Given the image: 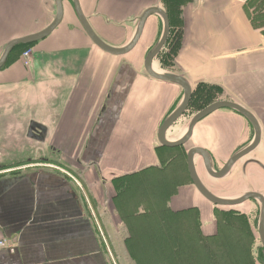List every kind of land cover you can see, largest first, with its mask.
Wrapping results in <instances>:
<instances>
[{
	"label": "crops",
	"instance_id": "1",
	"mask_svg": "<svg viewBox=\"0 0 264 264\" xmlns=\"http://www.w3.org/2000/svg\"><path fill=\"white\" fill-rule=\"evenodd\" d=\"M179 1L176 8L170 0H79L96 35L116 48L132 41L147 9H163L171 26L164 49L173 66L159 72L183 76L192 88L167 139L180 140L193 117L215 102H234L255 116L262 135L230 175L243 173L248 161L264 166L263 0ZM63 8L49 36L11 53L0 69V243L8 245L0 247V264H116L119 253L103 219L113 225L146 218L151 204L135 192L152 183L150 174L165 202L170 193L173 212H198L197 238L215 246L214 205L193 185L187 154L204 149L219 171L253 143L254 127L238 111L220 109L194 127L186 145H160L159 128L184 97L179 85L151 78L142 63L159 41L162 18L147 20L141 51L137 45L114 56L90 39L72 0H63ZM56 15V0H0V57L12 40L44 31ZM28 49L31 67L22 55ZM31 121L47 127L44 142L28 137ZM243 174V188L215 195H264V170L250 163ZM248 202L229 208L247 209Z\"/></svg>",
	"mask_w": 264,
	"mask_h": 264
},
{
	"label": "water",
	"instance_id": "2",
	"mask_svg": "<svg viewBox=\"0 0 264 264\" xmlns=\"http://www.w3.org/2000/svg\"><path fill=\"white\" fill-rule=\"evenodd\" d=\"M72 1L74 4L76 15L81 25L88 34V36L90 37V39L93 41V43L104 52L114 56L126 55L136 48L142 37L146 22L151 16L158 15L162 18L164 23L163 33L159 41L148 53L144 62V69L151 78L179 85L183 89L184 97L180 106L163 122V124L159 128L158 141L160 145L168 148H177L186 145L192 137L194 127L206 116L220 109L227 108V109L236 110L250 121V123L252 124L255 130V138L253 143L248 147H246L245 149L236 153L230 160L227 161V163L224 165L222 169H220L219 171L214 170L212 161L208 153L201 148H192L188 151L187 166L193 185L196 187L199 193L213 205L220 207H236L251 200H256L259 202V204L261 205V213H260L258 231H259L260 241L262 243V246L264 247V195L257 192H249L243 195L242 197H239L238 199H225L216 196L215 194L211 193L201 182L197 174V169L195 164V158L197 156L201 157L204 168L206 169L209 175L217 179L226 177L231 172V170L236 165V163H238L241 159L249 155L260 144L262 134H261L260 125L257 119L255 118V116L250 111H248L247 109H245L244 107H242L237 103L229 102V101L215 102L214 104L206 107L205 109H203L193 117V119L191 120L188 126L187 133L180 140L175 142L169 141L166 137L167 132L187 111L189 103L192 98V88L183 76H177L169 73H160L154 70L153 68L155 59L164 49L170 36L171 26L167 13L160 7H151L147 9L139 19L137 30L132 41L124 48H116L106 44L96 35V33L93 31L92 27L90 26L88 20L86 19L82 11L79 0H72ZM56 5H57V15L54 21L52 22V24L47 29L31 36L14 39L6 46L0 57V69L6 64L10 54L17 46L38 42L49 36L60 25L64 16L63 0H56ZM47 135H48L47 127L35 121H31L28 129V137L32 138V136H34L35 137L34 139L44 142L45 139L47 138ZM250 163H256L264 170V166L262 164L252 160L246 162V164L244 165L243 172L246 170L247 165H249Z\"/></svg>",
	"mask_w": 264,
	"mask_h": 264
},
{
	"label": "rangeland",
	"instance_id": "3",
	"mask_svg": "<svg viewBox=\"0 0 264 264\" xmlns=\"http://www.w3.org/2000/svg\"><path fill=\"white\" fill-rule=\"evenodd\" d=\"M168 1L169 0H166V3H168ZM44 2H47V4L50 3V1H44ZM170 2L172 3L173 6H176V8L181 6L180 5L181 3L179 0H170ZM263 2L264 0L262 1V3ZM162 33H163V30L161 29L158 40L160 39ZM141 48L142 47L140 43L138 47L136 48L137 50H135V52L141 51ZM151 49H149L148 51H144L142 55V58H143L142 63L145 62V59ZM172 60H173V57L171 55V52L165 51L164 49L163 52L159 54V56L155 59L153 68L157 72L159 71L168 72L170 67L173 66L171 62ZM213 168L215 170V167ZM196 169H197V174L201 182L203 183V185L213 194H221L222 196H228V193L232 191L233 192L237 191L243 188L245 185V182L243 181H245L246 175L243 173H245L246 170L243 173L235 170V172L232 175H230L231 173L230 172L226 176V178L224 177L221 179H217L208 174V172L204 168L203 161L201 160V158H198L196 161ZM239 175H241L242 181L238 180ZM227 177H230V178H227ZM148 181L152 183L151 184L146 183L145 184L146 186H144L143 192L142 191L135 192L136 198L138 197L141 198V195H143L144 198H142V200L147 201L149 205L151 204L150 210L148 209L147 216L145 219H140V221L138 220V222L134 221L136 222V224L131 221H129L128 223L122 221L121 223H117L113 225L112 223L110 224L108 222V219H105V217L103 219L104 224L106 226L105 232H107L108 235L111 237L110 240L111 242H113V248L117 249L116 252L119 253L118 255L116 254L113 256L114 262L116 264H160L157 262L156 258H159L162 261V258L160 256H158L157 254L155 256V253H154L155 250L153 248H152V251L149 250L150 249L149 246H151L150 242H152L154 245L156 244L159 246L158 241L160 240L161 236H164L163 229L165 227V223L166 224L168 223L166 219L174 218L173 216H171L172 215L171 213L173 211L171 208H169L170 206L168 203L169 198H170V193L166 194L168 195L167 196L168 201L165 202L164 193L158 192L157 176L150 174V176L148 177ZM140 183L141 184L139 187L140 189H142L143 183L141 181ZM247 205H248L247 209L243 208L242 206L238 208H229V207H220V206L211 205V208L214 210V214H215L214 221L216 223L214 222V225L218 228L217 230H219L220 226L222 227V229H225L226 227L224 228V225H225L224 220H227L228 218H232V221H233V217L231 216V214L229 216L228 212L245 214L246 215L245 220L248 226L250 227V233L253 238V244L251 246V250L254 253L253 258L256 260L255 264H264L263 263L264 261L263 246H261V242L259 240V231H258V225H259V219H260V213H261L260 204H258V202L256 203L254 201H250L247 203ZM143 209L147 210V206L145 205ZM196 215L198 216L199 227H200V232H201L202 224L200 220V215L198 214L197 211L189 215L191 218L186 217L184 220L183 219L178 220L179 227H181L182 229L183 228L186 229V230L183 229L180 235H183L184 230L188 232L187 234H184V238H187L189 233L191 237L197 238L198 233H197V230L195 229L196 225H193V222H195L193 217H195ZM131 234L134 235V239L131 242L127 243V239L130 236H132ZM231 234L232 233L227 234L226 232H224V236L226 238H235L233 234L232 235ZM236 235L237 237L241 236L240 234H238V232L236 233ZM129 245L133 246L131 252L128 249ZM136 245H139L140 247L135 248V247H138ZM210 245L212 244L210 243L208 244L207 242L203 244V247L201 250L203 255L202 257H199V258H202L201 260L202 264H207V260L211 257V256L209 257V254H208L209 249L210 251H212V253H216L215 256L219 255V258L217 259L221 260L220 254L222 253V250L220 248L213 249L214 246H210ZM143 246L144 248H142ZM150 252L153 255L152 254L149 255ZM262 258H263V261H262ZM180 259L181 258L179 257V260ZM178 263L181 264L182 262L180 261ZM214 264H222V263H214Z\"/></svg>",
	"mask_w": 264,
	"mask_h": 264
},
{
	"label": "trees",
	"instance_id": "4",
	"mask_svg": "<svg viewBox=\"0 0 264 264\" xmlns=\"http://www.w3.org/2000/svg\"><path fill=\"white\" fill-rule=\"evenodd\" d=\"M255 20V19H254ZM32 44L27 45H19L17 46L12 53H14L18 49H26ZM193 212L192 210H183L178 212H170L174 218L166 219L168 223H165V227L163 229V235L161 236L160 240L158 241V245H154L152 242L151 246H149V250L152 251V248L155 250L156 254L162 258H156L157 262L160 264H179L178 262H182L181 264H202L201 260L203 253L202 249H200V239L194 238L190 236V233L187 238H184V234H187L185 229L183 231V235H180L182 232V228L179 227L178 220L185 219L186 217H190L189 215ZM229 216L233 217L228 218L225 221L224 228L220 226L218 230L217 238H214L215 245L213 249L220 248L222 253L220 254L221 260H218V256H215L216 253H212L210 249L208 250L209 259L207 260V264H214V263H222V264H255V259L253 258V253L251 250V246L253 244V238L250 233V227L248 226L245 220V214L228 212ZM234 213V214H233ZM169 217V216H168ZM191 218V217H190ZM145 219V218H144ZM194 221L193 225H196L197 235H200V227L198 216L196 215L193 217ZM139 219L135 221L138 222ZM140 221V220H139ZM198 221V222H197ZM136 222H134L136 224ZM193 229V227H192ZM227 234L232 233L235 238H226L224 236V232ZM240 234L241 236L237 237L236 233ZM194 234V233H192ZM231 234V235H232ZM132 235V234H131ZM134 239V235L130 236L127 239V243L131 242ZM212 241V240H211ZM200 243V245H199ZM204 244V243H203ZM202 244V247H203ZM139 248V245H136ZM133 246L129 245L128 249L130 252L132 251ZM144 248V246L142 247ZM226 249V250H225ZM134 250V249H133ZM153 250V251H154ZM152 253L150 252L149 255ZM153 255V254H152ZM132 256V255H131ZM133 257V256H132ZM165 257V258H164ZM179 257L181 258L179 260ZM264 257V256H263ZM217 259V260H216ZM260 259V258H259ZM165 261V262H164ZM263 261V258H262ZM213 262V263H212ZM262 263V262H261ZM264 263V261H263Z\"/></svg>",
	"mask_w": 264,
	"mask_h": 264
},
{
	"label": "built area",
	"instance_id": "5",
	"mask_svg": "<svg viewBox=\"0 0 264 264\" xmlns=\"http://www.w3.org/2000/svg\"><path fill=\"white\" fill-rule=\"evenodd\" d=\"M24 64L26 67H31L33 63L32 51L30 49L26 50L23 54ZM7 242L3 241L0 243V247H7Z\"/></svg>",
	"mask_w": 264,
	"mask_h": 264
},
{
	"label": "flooded vegetation",
	"instance_id": "6",
	"mask_svg": "<svg viewBox=\"0 0 264 264\" xmlns=\"http://www.w3.org/2000/svg\"><path fill=\"white\" fill-rule=\"evenodd\" d=\"M263 253H264V247H263Z\"/></svg>",
	"mask_w": 264,
	"mask_h": 264
},
{
	"label": "bare ground",
	"instance_id": "7",
	"mask_svg": "<svg viewBox=\"0 0 264 264\" xmlns=\"http://www.w3.org/2000/svg\"><path fill=\"white\" fill-rule=\"evenodd\" d=\"M155 70V69H154Z\"/></svg>",
	"mask_w": 264,
	"mask_h": 264
}]
</instances>
